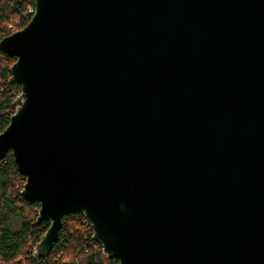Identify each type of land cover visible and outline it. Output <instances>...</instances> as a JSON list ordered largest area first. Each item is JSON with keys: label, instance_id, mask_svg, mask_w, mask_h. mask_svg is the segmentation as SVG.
<instances>
[{"label": "water", "instance_id": "95a60500", "mask_svg": "<svg viewBox=\"0 0 264 264\" xmlns=\"http://www.w3.org/2000/svg\"><path fill=\"white\" fill-rule=\"evenodd\" d=\"M0 51L35 260L79 213L118 264H264V0H35Z\"/></svg>", "mask_w": 264, "mask_h": 264}, {"label": "trees", "instance_id": "16d2710c", "mask_svg": "<svg viewBox=\"0 0 264 264\" xmlns=\"http://www.w3.org/2000/svg\"><path fill=\"white\" fill-rule=\"evenodd\" d=\"M35 0H0V40L24 27L30 18L28 8ZM15 58L0 51V133L13 114L11 104L21 90L10 83V67ZM25 179L18 172L13 157L0 161V264H118L102 253L92 238V229L83 215L65 216L56 245L39 260L32 256L34 247L49 227L48 221L36 223L39 204L21 196Z\"/></svg>", "mask_w": 264, "mask_h": 264}, {"label": "built area", "instance_id": "2783aa9c", "mask_svg": "<svg viewBox=\"0 0 264 264\" xmlns=\"http://www.w3.org/2000/svg\"><path fill=\"white\" fill-rule=\"evenodd\" d=\"M34 13V8H28V14L27 17L30 18Z\"/></svg>", "mask_w": 264, "mask_h": 264}]
</instances>
